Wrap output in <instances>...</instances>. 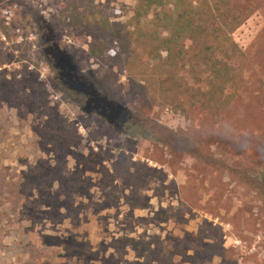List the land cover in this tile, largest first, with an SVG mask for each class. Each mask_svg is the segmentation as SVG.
<instances>
[{
  "label": "rangeland",
  "instance_id": "rangeland-1",
  "mask_svg": "<svg viewBox=\"0 0 264 264\" xmlns=\"http://www.w3.org/2000/svg\"><path fill=\"white\" fill-rule=\"evenodd\" d=\"M248 2L240 89L214 114L144 48L171 2L138 23L136 0H0V264H264V0ZM89 4L112 23L100 58L71 19Z\"/></svg>",
  "mask_w": 264,
  "mask_h": 264
},
{
  "label": "trees",
  "instance_id": "trees-1",
  "mask_svg": "<svg viewBox=\"0 0 264 264\" xmlns=\"http://www.w3.org/2000/svg\"><path fill=\"white\" fill-rule=\"evenodd\" d=\"M170 2L172 11L161 17L169 34L151 36V43L143 41L144 48L159 58L161 51L165 52L160 70L162 85L174 84L192 105L218 113L240 89L242 50L232 33L248 19L252 6L248 0H136L133 16L140 23L154 9ZM95 7L90 4L75 7L71 19L92 37L90 56L100 58L113 42L112 23ZM155 17H159L158 12ZM138 35L143 40L146 37L141 30ZM153 41L159 45L155 46ZM186 45L193 51L187 71L191 75L189 81L177 74L185 64Z\"/></svg>",
  "mask_w": 264,
  "mask_h": 264
}]
</instances>
